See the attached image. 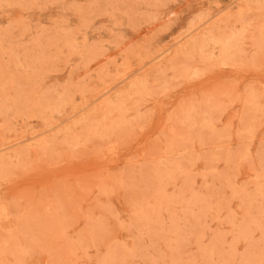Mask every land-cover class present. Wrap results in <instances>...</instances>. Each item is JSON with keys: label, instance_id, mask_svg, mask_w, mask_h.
Listing matches in <instances>:
<instances>
[{"label": "rangeland", "instance_id": "374dc122", "mask_svg": "<svg viewBox=\"0 0 264 264\" xmlns=\"http://www.w3.org/2000/svg\"><path fill=\"white\" fill-rule=\"evenodd\" d=\"M0 264H264V0H0Z\"/></svg>", "mask_w": 264, "mask_h": 264}]
</instances>
